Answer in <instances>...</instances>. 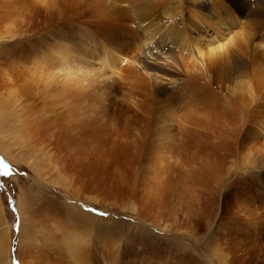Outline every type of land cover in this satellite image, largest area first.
I'll return each mask as SVG.
<instances>
[{"label":"rangeland","instance_id":"rangeland-1","mask_svg":"<svg viewBox=\"0 0 264 264\" xmlns=\"http://www.w3.org/2000/svg\"><path fill=\"white\" fill-rule=\"evenodd\" d=\"M232 1L0 0V71L54 68L38 44L69 32L73 58L72 110L33 128L16 110L49 100L45 78L0 72V264H264V26ZM235 53L237 95L215 70ZM145 61L177 78L164 93Z\"/></svg>","mask_w":264,"mask_h":264},{"label":"bare ground","instance_id":"bare-ground-1","mask_svg":"<svg viewBox=\"0 0 264 264\" xmlns=\"http://www.w3.org/2000/svg\"><path fill=\"white\" fill-rule=\"evenodd\" d=\"M145 1H151V3L148 5V8H150V7H158V6H160L161 4H163V3H165L166 1H168V0H145ZM170 1H172V2H175V1H177L176 3H177V6H174V7H176L175 9L176 10H173V11H175V14H178L179 12V10H180V12H181V7H182V4H181V2H182V0H170ZM190 1V0H189ZM191 1H196L197 3L200 1V0H191ZM235 1V0H234ZM241 1V0H240ZM238 1L236 0V2H233L232 1V3H230L232 6H235V7H237V9H236V11H235V13L242 19H244L245 18V22L246 23H250V24H254V25H257V27L259 28V27H261V26H264V1L263 2H259L258 4H256L255 5V7L254 8H252V10H250V11H246L245 9H243L242 8V5L241 6H239L238 4ZM247 3V2H246ZM171 4V3H170ZM196 4V3H195ZM199 4V3H198ZM196 4L198 7V9L199 10H201V11H204L205 10V8L207 7V4ZM124 5V4H123ZM176 5V4H175ZM189 5V4H188ZM130 6H132V5H130ZM167 6V5H166ZM184 6H185V4H184ZM183 6V7H184ZM131 8V7H130ZM136 8V7H135ZM134 8V10H136ZM145 8V7H144ZM148 8H146L147 9V12L149 11L148 10ZM173 7H171V9H172ZM45 8H43V7H39L38 8V10H37V13H39V14H42L43 15V13H44V10ZM132 9H133V7H132ZM152 9V8H151ZM199 10H196V11H198L199 12ZM144 11H146V10H144ZM166 11V10H165ZM200 11V12H201ZM117 12H118V14H119V18L121 19V20H124V19H126V15L125 14H121L120 13V9L119 10H117ZM150 12H152V11H150ZM170 12H172V11H170ZM198 12H196L197 14H199ZM136 13V12H135ZM145 13V12H144ZM47 14V13H46ZM168 14V13H167ZM201 14V13H200ZM152 15V14H151ZM47 16H49V15H47ZM179 16V15H178ZM52 17H53V14H50V19H52ZM113 17V16H112ZM140 17H144V16H140ZM148 18H150L151 16H147ZM111 18V17H110ZM116 19L118 18V17H115ZM130 18H131V16H130ZM129 18V19H130ZM116 21V20H115ZM120 21V20H119ZM118 21V22H119ZM243 21V22H244ZM117 22V21H116ZM116 22H114V23H112V24H114L115 26H116ZM117 22V23H118ZM143 22V21H142ZM141 22V23H142ZM108 23V22H107ZM111 23H108V24H110L111 25ZM139 23V22H138ZM181 23V22H180ZM94 24V23H93ZM99 24V23H98ZM120 24V23H119ZM119 24H117V25H119ZM182 24V23H181ZM148 25V24H147ZM183 25V24H182ZM246 25V24H245ZM120 26V25H119ZM118 26V27H119ZM138 27H139V29H140V27L142 28V26L140 25V24H138L137 25ZM145 26V25H144ZM143 26V27H144ZM12 27V26H11ZM37 27V25L36 24H34V25H32L31 27H30V29L31 28H36ZM105 27V26H104ZM108 27V26H107ZM111 27V26H110ZM113 27V26H112ZM121 27V26H120ZM167 27V26H166ZM250 27V26H249ZM13 28V27H12ZM11 28V29H12ZM123 28H124V25H123ZM173 28V27H172ZM246 28V27H245ZM264 28V27H263ZM8 29H9V27H8ZM17 29V28H16ZM16 29H14V30H16ZM59 29V28H58ZM61 30H62V28H60ZM59 29V30H60ZM106 29V28H105ZM113 29V28H112ZM147 29V28H146ZM152 29V28H151ZM150 29V30H151ZM29 29H25V31H24V33H27V32H29L28 31ZM60 30V31H61ZM109 30V29H108ZM123 30V29H122ZM148 30V29H147ZM64 31V30H63ZM101 31V30H100ZM104 31H106V30H104ZM113 31H114V33H115V35H118L119 34V31H121V30H118V28L116 29H113ZM56 32V31H55ZM103 32V31H102ZM11 33V32H10ZM13 33V32H12ZM51 33V32H50ZM62 33V32H61ZM113 33V34H114ZM145 34H146V32H144ZM51 34H53V33H51ZM56 34V33H55ZM54 34V35H55ZM58 34V33H57ZM56 34V35H57ZM65 34V33H64ZM69 34H70V32L68 33V38L66 39V38H63V40H64V42H65V45H64V43H63V40H62V38H60V37H57V36H55V37H57V39H53V40H51V38L50 37H48L47 36V38H50V40L48 39V41L47 42H42V43H39L38 45H39V47H38V50H37V53L39 52V51H43V49H47V48H49V49H51L52 48V50L51 51H49V55H50V58L53 60V61H56V62H53L51 59H48V58H46L45 57V61H47V62H51V63H53V65H54V68L52 67V69H51V67H45V69L46 70H48V71H46V70H43V68L41 69L42 71H34V69H33V71H25V70H21V66H20V69H16L15 67H11V68H3L0 72H1V74H2V76H3V78H5V79H7L8 80V82H13V79H12V76H11V74L14 72H18L19 73V75H25L26 77H31V78H33V77H36V79L37 78H39V79H42V78H45V81L43 82V84H44V88H43V90H41V93H42V95H46L47 97L49 96L50 98H49V100H46V99H44V103H46L47 101H49V102H51V104H53V105H55L54 107H49L48 105L49 104H47L46 103V106H48L49 108L48 109H44L43 108V106L45 105L44 103H43V101H37V100H35V102H34V104L33 105H31L30 107H26L25 105H22L21 104V106H22V108H20V109H18V110H16V112H19V114L17 115V120L22 124V125H26V124H28V126H27V128H33V127H35L36 125H38L37 123H40V122H42L43 120H41V119H43L44 118V116H45V114H44V112L43 111H45V112H48V111H54L55 109L57 110V113H58V106H59V110H60V107L61 108H63V107H66L67 108V111L69 110H72V85H71V81H72V61H71V59H73V58H71L72 57V55L70 54L71 53V51H70V48H71V44H72V42L70 41V36H69ZM72 34V33H71ZM88 34V33H87ZM50 35V34H49ZM108 35V34H107ZM169 35V34H168ZM13 36V35H12ZM52 36V35H51ZM59 36H60V34H59ZM62 36V35H61ZM147 36V35H146ZM145 36V37H146ZM155 36V35H154ZM14 37V36H13ZM45 37V36H44ZM108 37V36H107ZM122 37H124L125 38V36H122ZM137 36L135 35V38H136ZM54 38V37H53ZM77 38H80V37H77ZM109 38V37H108ZM129 38V37H128ZM153 37L152 36H150V39H152ZM41 39H43L44 40V38H41ZM29 40V39H28ZM35 40V39H34ZM39 40V39H38ZM142 40V39H141ZM144 40V39H143ZM148 40V39H147ZM99 41H101L100 39H99ZM149 41V40H148ZM163 41V40H162ZM32 43H33V41H31ZM78 42H79V40H78ZM104 42V41H103ZM102 42V43H103ZM161 41H159V43H155L154 45H153V49H155V48H160V47H164V45H162V43H160ZM166 42H167V40H166ZM23 44V43H22ZM26 44H27V42H26ZM31 44V43H30ZM29 44V45H30ZM148 43L147 42H145V40L143 41V45H147ZM36 45V44H35ZM56 46V47H55ZM166 46H168V45H166ZM260 46V45H259ZM143 46H141L140 48H142ZM109 48H111V47H109ZM170 48H172V47H170ZM223 48V47H222ZM20 49H22V48H20ZM162 50V49H161ZM168 50V49H167ZM18 51V50H17ZM21 51V50H20ZM33 51H35V50H33ZM165 51V50H164ZM166 52V51H165ZM165 52H162V51H160L158 54H155L154 55V57H155V60L156 59H159L158 57L161 55V56H165L166 55V53ZM174 52L175 51H168V53L169 54H171L170 56H168V57H162L161 59H164V60H167L168 58H172V60L174 61V59H176L177 57L175 56V54H174ZM26 53V52H25ZM36 53V52H35ZM108 53V52H107ZM149 53L152 55L153 54V50L150 52L149 51ZM240 53H242V52H240ZM240 53H235V54H232L231 56H230V59H232V62L230 63L229 61V57H227L226 58V60L224 61V62H222V64H220L221 66H219L217 69H215V70H217V76L218 77H223V79L225 80V84H227L228 83V85L227 86H225V89H227L228 91H230V92H233L234 94H238L239 93V91H243V86H244V84H245V80H243L242 78H241V76L239 75V69H241V68H246V67H248V65H249V63H248V61L244 58V56L242 55V54H240ZM83 54V53H82ZM110 55V54H109ZM168 55V54H167ZM108 56V55H107ZM248 56V55H247ZM249 57V56H248ZM247 57V58H248ZM146 60H148V57H146ZM250 60V59H249ZM136 61H137V58H136ZM135 61V62H136ZM177 61V60H176ZM75 62V61H74ZM60 65H59V64ZM139 64V68H140V70L142 71V73H144L146 76H147V80L149 81V82H151L152 83V85L154 86V89H155V91L157 92L158 91V93L159 92H163L164 90V88H165V86H163L161 83H159L160 81H162L163 80V78H167L168 80H170V81H174V79L176 80L177 78H175V75H174V73H171V72H169V71H165V67L163 66V65H159V66H156V64H154L153 62H148V61H145L144 62V64H142L141 65V63H138ZM52 65V64H51ZM218 65V64H217ZM42 72V73H41ZM44 72H46V74L44 73ZM24 73H27V74H24ZM141 73V72H140ZM210 73H212V72H210ZM40 74H44V76H39ZM176 74H178V73H176ZM207 74H209V73H207ZM209 77H210V74L208 75ZM174 78V79H173ZM44 80V79H43ZM166 80V79H165ZM36 82V81H35ZM171 83V82H170ZM173 84V83H172ZM71 85V86H70ZM67 89H66V88ZM246 90L248 91V92H251V88L250 87H247L246 88ZM164 93V92H163ZM162 94V93H161ZM28 97H29V95H28ZM31 97V96H30ZM27 98V97H26ZM16 99V98H15ZM30 100V99H29ZM15 101V100H14ZM21 102V101H20ZM31 102V101H30ZM26 103H28V102H26ZM18 104V103H17ZM37 105H41V107H42V109H40V108H36V106ZM16 106V105H15ZM20 106V105H19ZM20 106V107H21ZM13 108H15V107H13ZM23 108H27L26 110L25 109H23ZM43 110V111H42ZM55 110V111H56ZM65 110V109H64ZM54 111V112H55ZM66 111V110H65ZM64 111V112H65ZM10 113H12V112H10ZM34 113H36V114H34ZM60 113V112H59ZM58 113V114H59ZM27 116H26V115ZM44 114V115H43ZM47 116V115H46ZM51 116V115H50ZM13 118V117H12ZM47 118H51V117H49V115H48V117ZM44 119H46V118H44ZM43 123V122H42ZM41 124V123H40ZM39 124V125H40ZM38 125V126H39ZM41 126H42V124H41ZM40 128V127H39ZM23 129V128H22ZM46 232V231H45ZM73 238V237H72ZM71 238V239H72ZM80 238V237H79ZM74 240H77L76 239V237L74 238ZM84 240H87V239H84ZM81 241H78V247H79V249L78 250H74V253H77L76 254V256H72V260H74V261H76L77 259H79L78 258V256H79V254H82L83 253V250H84V252H85V250H86V247L88 246H85V244L84 245H82V243H80ZM255 242V241H254ZM73 243V242H72ZM70 244V243H69ZM77 247V248H78ZM216 251V250H215ZM84 256V255H83ZM69 257V256H68ZM70 259V258H69ZM80 261V260H79ZM224 262H225V260H224ZM259 262V261H258ZM203 263V262H202ZM240 263V262H239ZM260 263V262H259ZM204 264V263H203ZM226 264H229V262H228V260L226 261Z\"/></svg>","mask_w":264,"mask_h":264},{"label":"snow or ice","instance_id":"snow-or-ice-1","mask_svg":"<svg viewBox=\"0 0 264 264\" xmlns=\"http://www.w3.org/2000/svg\"><path fill=\"white\" fill-rule=\"evenodd\" d=\"M5 169H6L5 174H7V166H5Z\"/></svg>","mask_w":264,"mask_h":264}]
</instances>
